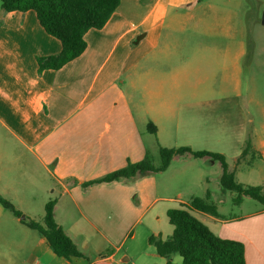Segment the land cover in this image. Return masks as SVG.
I'll return each instance as SVG.
<instances>
[{"label": "crops", "instance_id": "obj_1", "mask_svg": "<svg viewBox=\"0 0 264 264\" xmlns=\"http://www.w3.org/2000/svg\"><path fill=\"white\" fill-rule=\"evenodd\" d=\"M240 9L230 0H120L101 29L85 33L80 56L39 72L36 58L59 54L60 42L33 11L0 8V264L181 263L160 257L148 238H169L167 211L197 197L198 185L201 197L209 191L192 159L217 162L177 155L163 172L84 184L146 153L156 158L158 147L225 155L234 173L249 136ZM255 45L257 71L264 53L257 37ZM253 134L264 171V131ZM256 186L264 187V174ZM244 198L229 219L217 205L222 218L190 213L218 237L243 243L246 264H264V206L244 210ZM49 201L83 257H58L26 225L42 223Z\"/></svg>", "mask_w": 264, "mask_h": 264}, {"label": "trees", "instance_id": "obj_2", "mask_svg": "<svg viewBox=\"0 0 264 264\" xmlns=\"http://www.w3.org/2000/svg\"><path fill=\"white\" fill-rule=\"evenodd\" d=\"M200 1V0H198ZM120 0H0V8L5 13L33 11L39 25L49 36L61 44L59 54L44 58H36L38 71L58 70L68 62L80 56L86 49L85 33L90 29H101L118 7ZM147 130L155 135V127L149 123ZM253 153L251 138L244 142L241 154L236 163ZM190 154L194 158L207 157L217 162L221 168L219 184L222 191L235 192L233 204L239 205L243 197H249L264 206V187L244 186L235 181L234 173L229 170L226 158L222 154L207 151H193L189 147L162 148L158 147L160 163L153 164V159L146 153L143 160L130 163L106 176L85 183L89 186L95 183L112 182L129 179L138 173L163 172L174 156ZM210 193L204 197H194L188 203L178 208L169 209L166 213L172 234L167 239L150 236L148 242L154 246L156 253L163 258L177 254L180 264H246L243 243L230 239H220L207 226L191 215L197 211L215 218H222L217 206L209 201ZM4 208L10 210L15 217H20L11 204L1 201ZM54 201L44 206L42 223L28 220L26 225L39 232L48 242L52 251L65 259L83 257L70 238L55 222L53 216ZM107 254V253H106ZM106 254H102L104 257Z\"/></svg>", "mask_w": 264, "mask_h": 264}, {"label": "rangeland", "instance_id": "obj_3", "mask_svg": "<svg viewBox=\"0 0 264 264\" xmlns=\"http://www.w3.org/2000/svg\"><path fill=\"white\" fill-rule=\"evenodd\" d=\"M232 3H239L241 6L240 15L241 21L246 28V40L248 53L243 60V79H244V91L242 102L246 108L248 115V132L251 137V141L254 143L253 130L257 129L258 132L264 131V65L259 66L256 71V45L255 37L258 38L260 42V47L263 52L258 49L257 53H264V26L261 24V18L264 13V0H230ZM261 60V59H259ZM264 64V59L262 60ZM257 73V74H256ZM257 83V85H256ZM259 87V89H258ZM225 156V155H224ZM260 152L254 151V153H249L245 159L238 163H234L233 171L235 181L244 186L254 187L261 183L264 171H260V166L262 163L256 159L260 158ZM226 158V156H225ZM153 159V164L159 165V156ZM228 159L226 158V161ZM192 164L199 166V173H203L205 177L209 180V192L212 193L211 201L217 205L222 213L225 214L226 219L228 217L232 218L233 215H238V210L233 204V198L237 196L235 192L222 191L218 182L217 175L219 174V165L209 166L201 163L200 160L192 159ZM231 164V162H230ZM202 175V174H201ZM204 185H198L194 188L193 192L197 193V197H201L202 188ZM216 193V196L214 195ZM223 202H219V200ZM38 207V204H32ZM259 203L250 199L249 197L244 198L243 207L245 209H254L259 207ZM41 211V210H40ZM240 223H229L233 228L239 227ZM163 226L165 228L171 225L168 219L164 220ZM172 227V226H171ZM170 227V228H171ZM214 234V233H213ZM215 235V234H214ZM217 236V235H215ZM218 237V236H217ZM220 238V237H218ZM223 239V238H220ZM177 258L180 256L174 254Z\"/></svg>", "mask_w": 264, "mask_h": 264}, {"label": "water", "instance_id": "obj_4", "mask_svg": "<svg viewBox=\"0 0 264 264\" xmlns=\"http://www.w3.org/2000/svg\"><path fill=\"white\" fill-rule=\"evenodd\" d=\"M261 24H262V26H264V13H263L262 18H261Z\"/></svg>", "mask_w": 264, "mask_h": 264}]
</instances>
